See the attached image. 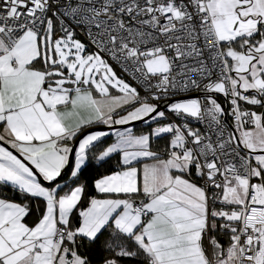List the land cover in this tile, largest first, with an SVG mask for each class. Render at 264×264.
<instances>
[{"label": "snow or ice", "instance_id": "snow-or-ice-1", "mask_svg": "<svg viewBox=\"0 0 264 264\" xmlns=\"http://www.w3.org/2000/svg\"><path fill=\"white\" fill-rule=\"evenodd\" d=\"M136 121L157 126L99 150L123 155L74 226L109 135L88 129ZM0 128V187L24 197L0 195V264H90L78 241L110 224L103 264H264V0H0Z\"/></svg>", "mask_w": 264, "mask_h": 264}, {"label": "trees", "instance_id": "trees-1", "mask_svg": "<svg viewBox=\"0 0 264 264\" xmlns=\"http://www.w3.org/2000/svg\"><path fill=\"white\" fill-rule=\"evenodd\" d=\"M122 77L124 78V76ZM203 95L204 94L201 93L199 97L202 98ZM215 98L225 108V102L222 95L217 94ZM256 109L257 111L260 110L258 108ZM147 125L148 124L142 122L133 124L132 126L136 127V132L135 130L132 131L134 133L145 132ZM107 133H109V135L106 138H104L103 143L98 144L94 149H92L89 152L87 165L80 172L79 179L75 181V184L83 183L85 185V192L78 208L74 210V214H73L74 226L78 225L76 214H78L81 208L87 205L89 199L94 196L102 197V194H99L95 191L94 188L95 179L101 175L118 170V162L121 158L119 151L111 154L110 157L106 158V161L103 162L94 158L99 153V150L101 148L106 147L111 141H113L115 137L113 133L111 132H107ZM168 141H169V136L166 134L163 136V138L151 137L150 138L151 148L153 151L160 152L163 155L166 145L168 144ZM70 170L71 169H65L62 177L58 182L60 183L66 182L74 186L75 185L73 184L74 178H70ZM197 182L199 183V181ZM0 185H3V182H0ZM0 195L9 199L16 200L18 202L24 199L23 196L18 195L17 191L14 190L13 186L10 184L0 187ZM36 216L37 213L33 212V214L27 218L26 222L31 225L35 221ZM111 228H112L111 224L109 226H106V228L103 229L100 234H98V237L96 238L94 243H90L87 240L78 241V244L80 245L78 251L80 252L81 255L86 256L89 259L90 264H103V261L105 259L110 258L114 255V252L108 250L105 247V242L109 240V233L111 232ZM221 239L226 242L227 237H221ZM120 264H142V260L121 259Z\"/></svg>", "mask_w": 264, "mask_h": 264}, {"label": "built area", "instance_id": "built-area-1", "mask_svg": "<svg viewBox=\"0 0 264 264\" xmlns=\"http://www.w3.org/2000/svg\"><path fill=\"white\" fill-rule=\"evenodd\" d=\"M81 39H83V37H81ZM186 62H187V63H190V64H194L193 61H186ZM113 66H114V68L116 69V71H117L120 75L124 76V78H126L130 83H132L134 86H136L137 82H136L135 80L131 79V75H130V73L125 74V73H123V72L121 71L120 67H117L115 64H114ZM138 90L140 91L141 96H143V95L145 94V90H144L143 88H139ZM196 93H197V92H196ZM197 94H201V93L198 92ZM224 102H225V109H226V112H227V111H230V106H229V104L226 102L225 99H224ZM162 104H163V102H161V105H162ZM161 105H160V106H161ZM161 109H163V107H161ZM226 119H227V122L231 125V124H232V120H231V118H230V117H226ZM227 125H228V124H227ZM191 126H192L193 128H199L202 132H204V131L206 130V126H205L204 124H199V123H197L196 121H191ZM199 183H202V181H199Z\"/></svg>", "mask_w": 264, "mask_h": 264}, {"label": "rangeland", "instance_id": "rangeland-1", "mask_svg": "<svg viewBox=\"0 0 264 264\" xmlns=\"http://www.w3.org/2000/svg\"><path fill=\"white\" fill-rule=\"evenodd\" d=\"M119 75V74H118ZM123 78V77H122ZM196 93V92H195ZM198 93V92H197ZM112 94L113 95H116L117 93L115 92V90H112ZM201 95V94H200ZM199 95V96H200ZM198 96V97H199ZM254 110H257L256 108L254 109ZM118 111L120 112V114H124V112H123V110H120V109H118ZM157 125L155 124V123H152L151 125H147L146 126V131L145 132H140V133H133L134 135H140V134H149L150 132H151V129L152 128H154V127H156ZM131 129V130H135V132H136V127H133L132 125H126V126H120V127H116V128H113L112 130H113V132L115 133V132H118V131H124L125 129ZM109 130L110 129H100V130H92V131H104V132H109ZM138 132V131H137ZM113 133V135L115 136L114 137V139H113V141H111L107 146H109V145H111V144H113V143H115L116 142V140L118 139V137L115 135ZM120 153H121V156L123 155V153H122V151H120ZM147 162H151V161H147ZM142 163L143 162H141V163H139V165H137V167H140V166H142ZM134 166H136L135 164H134ZM217 207H219V205H217Z\"/></svg>", "mask_w": 264, "mask_h": 264}, {"label": "water", "instance_id": "water-1", "mask_svg": "<svg viewBox=\"0 0 264 264\" xmlns=\"http://www.w3.org/2000/svg\"><path fill=\"white\" fill-rule=\"evenodd\" d=\"M188 95L191 96V97H198L200 94H197V93H195V92H192V93H189ZM161 107H163V104L161 105ZM226 121H227V119H226ZM136 123H140V122H139V121H136V122H132L131 124H128V125H133V124H136ZM227 124L230 125L228 122H227ZM120 126H126V125H113V126L110 128V127L107 126V125H102V124H100V125H94L92 128L88 129V131H92V130H100V129H113V128L120 127ZM0 144H2V142H0ZM5 146H6V145H5ZM6 147H7V146H6ZM10 150L13 151V153H14L15 155H17L18 158H21V159H22V157H19V154L16 153L15 150H12V149H10ZM72 158H73V157H72Z\"/></svg>", "mask_w": 264, "mask_h": 264}, {"label": "crops", "instance_id": "crops-1", "mask_svg": "<svg viewBox=\"0 0 264 264\" xmlns=\"http://www.w3.org/2000/svg\"><path fill=\"white\" fill-rule=\"evenodd\" d=\"M220 95V94H219ZM0 132H2V128H0ZM109 132H111V133H114L113 132V130L112 129H110L109 130ZM133 132V131H132ZM134 133V132H133ZM119 151V150H118ZM119 153H120V151H119ZM120 157H121V153H120ZM73 159V161H74V157L72 158ZM141 162H147V161H141ZM134 164L137 166V165H139V164H136L135 162H134ZM116 171V170H115ZM112 172H114V171H112ZM112 172H110V173H107V174H111ZM107 174H104V175H107ZM104 175H101V176H99V177H97L96 179H99V178H101L102 176H104ZM95 179V180H96ZM75 186V185H74ZM94 197H96V196H94ZM4 198H6V197H4ZM97 198H102V197H97ZM7 199H9V198H7ZM10 200H13V199H10ZM90 200V199H89ZM13 201H16V200H13ZM18 202V201H17ZM89 202V201H88ZM88 206V203H87V205L86 206H84L83 208H81L80 210H82V209H84V208H86ZM79 210V211H80ZM34 223V222H33ZM32 223V224H33ZM78 226V225H77Z\"/></svg>", "mask_w": 264, "mask_h": 264}]
</instances>
